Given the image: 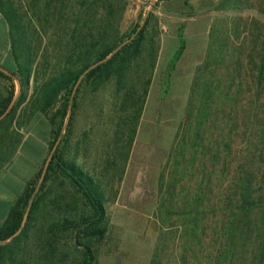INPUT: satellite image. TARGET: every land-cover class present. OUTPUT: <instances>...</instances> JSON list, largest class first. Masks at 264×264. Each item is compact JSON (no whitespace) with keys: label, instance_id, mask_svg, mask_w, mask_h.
Instances as JSON below:
<instances>
[{"label":"trees","instance_id":"trees-1","mask_svg":"<svg viewBox=\"0 0 264 264\" xmlns=\"http://www.w3.org/2000/svg\"><path fill=\"white\" fill-rule=\"evenodd\" d=\"M128 7L129 0H0L15 63L0 69V116L16 79L22 85L0 120V167L19 148L17 129L36 113L49 118L52 151L42 182L44 165L0 225V264L99 260L110 231L107 204L118 197L114 185L124 177L161 49L155 12L127 27ZM213 9L239 13L214 19L195 69L159 174L149 264H264V20L240 13L264 16V0H219ZM185 49L181 25L173 63ZM88 98L102 116L105 98L111 102L115 151L99 172L80 161L89 131L74 142ZM26 214L21 232L4 242Z\"/></svg>","mask_w":264,"mask_h":264},{"label":"rangeland","instance_id":"rangeland-1","mask_svg":"<svg viewBox=\"0 0 264 264\" xmlns=\"http://www.w3.org/2000/svg\"><path fill=\"white\" fill-rule=\"evenodd\" d=\"M158 1L129 0L125 14L124 24L129 27L135 22L143 24L148 14L154 11L159 21L161 49L124 177L117 179L114 185L119 189L118 197L107 204L110 231L100 248L97 264L150 263L158 235L153 218L159 174L184 116L195 69L206 56L214 19L239 13L214 10V4L219 0H190L192 8L185 4V0H164L156 6ZM240 13L264 20V16L255 10ZM181 25L184 26L186 49L179 61L173 63ZM96 102L88 98L82 103L77 114L74 142L83 136L84 131H89L87 151L84 154L80 151V161L99 172L105 160L112 158L115 149L113 121L108 118L110 98H105L103 116L96 110Z\"/></svg>","mask_w":264,"mask_h":264},{"label":"crops","instance_id":"crops-1","mask_svg":"<svg viewBox=\"0 0 264 264\" xmlns=\"http://www.w3.org/2000/svg\"><path fill=\"white\" fill-rule=\"evenodd\" d=\"M0 66L13 70L11 38L4 15L0 12ZM22 141L15 155L0 167V225L9 214L15 200L22 194L52 154L51 124L47 115L36 113L24 127L18 128Z\"/></svg>","mask_w":264,"mask_h":264},{"label":"water","instance_id":"water-1","mask_svg":"<svg viewBox=\"0 0 264 264\" xmlns=\"http://www.w3.org/2000/svg\"><path fill=\"white\" fill-rule=\"evenodd\" d=\"M120 47H121V46H119L118 48H120ZM118 48H117V49H118ZM104 60H105V59H104ZM104 60H101L100 62H98V63L92 65L91 68L94 67V66H96L97 64L103 62ZM0 69H1V70H4V71H6V72H9L8 70L4 69V68L1 67V66H0ZM87 71H88V70H87ZM87 71H86V72H87ZM16 81H17V86H18V89H17L16 95H15L14 99L12 100V102L10 103L8 109L5 111V113H4L3 115L0 116V120H1L2 118H4V117L6 116V114L11 110V108H12L13 105L15 104L16 99H17V97H18V95H19V93H20V91H21V89H22L21 81H20L19 79H16ZM70 116H71V110L69 111V117H70ZM68 123H69V119L67 120L66 124H68ZM56 146H57V144L55 145V148H56ZM51 158H52V154H51V156H50V158H49V160H48V162H47V164H46V166H45V168H44V170H43L42 176H41V178H40V182H42V180L44 179V176H45V173H46V171H47V169H48V165H49V162H50ZM26 219H27V214L25 215V219H24V221H23V225H22V227H21L16 233H14L12 236H10L8 239H6L4 242H8V241H10L13 237H15L16 235H18V234L21 232L23 226L25 225Z\"/></svg>","mask_w":264,"mask_h":264}]
</instances>
